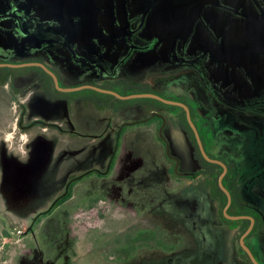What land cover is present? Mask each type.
<instances>
[{
	"label": "flooded vegetation",
	"instance_id": "1",
	"mask_svg": "<svg viewBox=\"0 0 264 264\" xmlns=\"http://www.w3.org/2000/svg\"><path fill=\"white\" fill-rule=\"evenodd\" d=\"M7 2L0 0V86L9 90L0 99H14L20 138L34 134L11 150L1 135L0 186L15 178L11 187L34 195L37 206L27 212L0 191V260L13 249L16 264H54L38 240L51 237L33 226L51 205L76 211L108 202L120 214L141 194L142 213L123 220L134 230L129 250L111 240L117 264H254L245 247L264 264V214L244 196L252 193L240 157L245 129L214 132L217 109L199 90L210 82L206 61L226 49L220 41L233 17L244 25V52L264 57V0H18L14 12ZM110 92L152 93L186 108ZM241 99L234 107L244 110ZM73 155L80 158L64 173L60 162ZM90 190L104 193L98 204ZM55 211L46 218L60 226ZM153 217L147 227L158 221L155 230L166 232L150 247L146 230L135 233L129 220ZM169 226L184 231L182 245L168 247ZM73 227L66 212L64 236Z\"/></svg>",
	"mask_w": 264,
	"mask_h": 264
},
{
	"label": "rangeland",
	"instance_id": "2",
	"mask_svg": "<svg viewBox=\"0 0 264 264\" xmlns=\"http://www.w3.org/2000/svg\"><path fill=\"white\" fill-rule=\"evenodd\" d=\"M21 1L26 0H20V2ZM28 1L29 3L31 2V0ZM239 1L241 0H235V2ZM7 3L8 5H6L5 11L14 12L15 10L13 8L21 6L18 0H8ZM235 8L240 9V6L237 5ZM226 28V34L220 41L221 44L226 45V49L213 52V54H215L214 57L218 60L217 63H214L213 60L210 59L213 56H210L206 61V66L208 68L207 74L210 82L204 83L203 87L202 84H199L201 86L199 90L207 92L209 98L202 96V100L205 104L209 105V100H212L214 107H216L218 111V113L215 111L216 117L212 114L214 117V132H224V130L221 129L226 128V126L229 128L235 127L239 130L242 128L245 129L243 131L241 130L242 132L240 133L242 135L240 138L243 140H241L240 152L242 156L240 157L244 165V172L251 178V182L248 184L252 193L245 194L244 196L258 203L262 214H264V127L260 124L262 122L264 125V119L259 117L260 114L264 115V57L259 58L255 53H247L244 52L246 51L245 49H242L244 36V25L242 24V20L233 17L231 23L227 25ZM248 39L251 41L250 38ZM193 41L194 40H192V42ZM259 51L260 50H258V52ZM262 53L264 56V51ZM215 84L219 85L220 89L216 87V89H212ZM0 90L7 91L9 90V86L5 89H2L0 86ZM261 90H263V93L259 95ZM0 95H2L1 92ZM242 97H244V99H241L240 105H242L244 110L234 107L235 100ZM12 100L14 101L13 98ZM12 100L8 98L6 100L8 103L7 105L5 100L1 101L0 99V139H2L1 135L5 132L3 138L7 143L8 150L15 148L12 147L14 143H17L18 146L22 144L21 138L27 139L34 134L30 136L28 132H23L22 135L24 137L21 135L20 138L17 131L12 129V124H14L17 116L15 104ZM3 112L6 114L7 118ZM6 122L9 126L8 130L4 129ZM20 133H22V130ZM149 148L153 152L156 151L154 145H149ZM79 158L80 156L77 155L68 156L60 162L61 171L65 173L74 168L76 160H79ZM38 165L42 164L39 163ZM77 167L80 166L78 165ZM6 176L7 172L5 173V177ZM12 179L13 178H8L6 186H4V188L3 185L0 186V191L8 193L13 201L17 200L15 205L17 204L20 206L24 204L22 206L26 208L25 211L27 210L28 212L29 210L36 209L37 203L33 201L35 198L32 199L34 195L24 194L17 190L15 191L14 188L11 187L14 185L9 183ZM13 180L15 181V178ZM33 181H36V179ZM22 184L24 186H32L34 182L31 184L28 182V179H25ZM169 184L174 185L171 181ZM91 193H93L94 196L91 202L94 204H98V197H104L103 192L94 194L92 190L87 191L85 194L89 195ZM56 195H59L58 191L45 195V198L48 199L45 201V206L40 208V211L49 208ZM48 196H51V198ZM140 196L141 194H136L134 198L138 200ZM74 197L80 202L81 199L79 198V194L75 193ZM127 200L128 199L121 204L125 206V208L122 209L123 211L119 212L120 214H114V211L110 210L108 202L102 204L103 207L101 208L90 207L87 210L77 209L76 211H68L69 209L65 211L63 204L59 207L51 205V209L48 212H45V214L41 213L44 215L37 216L38 219L35 225H33L34 228L38 230L35 231L36 234L39 235L41 229L40 234L51 237L48 240L46 239V242H42L40 238H38L40 246L48 247V249L45 248V250H43L44 257L46 259L49 257L55 259L54 264H117V262L114 261V248L111 240L117 248L118 245L115 242L117 239L120 245L118 247L126 246V251H128L129 249L127 247L134 234V230H132V227L128 226L130 230V232H128V228L126 225L124 226L126 222L123 223V220L127 219L128 216H126V214L130 213L138 218L140 213H142L139 212L141 209L140 201L132 199L128 200L129 204H127ZM156 205L157 203L154 204V207H156ZM18 206L15 207L19 209ZM53 210H57L55 214L60 215L62 218L60 226L52 217H50V219L46 218L48 214L51 215L50 212ZM40 211H37V213ZM66 212L69 214L70 218L73 219V224L78 227H73L68 237L64 236ZM58 215H56L55 218H57ZM9 216H11L10 212ZM142 217H145V215H142ZM45 219L46 222L44 224L43 221ZM150 220L153 224L154 220H157V218L134 219L129 220V223L135 228V233L137 230H146L148 237L152 240L147 244L152 247L155 244V240L163 233L162 230L164 229L160 231L155 230L159 228L158 221L155 223L156 225L149 224L147 227L148 221ZM144 222H147V224H144ZM41 225H43L42 228ZM79 228L92 232H82ZM165 232L166 230L163 234H165ZM167 232L168 236L166 240L168 242V247L171 246V244L174 246V244L177 243L178 245H182L179 241H185L186 239L181 238L180 234L184 231L180 227L177 229L169 226ZM107 235L110 237L109 239L106 238ZM136 245H138V243H136ZM13 251V249L10 250V252L8 251V256L2 258L6 260L4 264H16L15 252ZM124 251L125 250H123V252ZM118 258H121V254H119ZM1 260L0 263L2 262ZM137 260L138 259L134 262L129 261L125 264H138Z\"/></svg>",
	"mask_w": 264,
	"mask_h": 264
},
{
	"label": "water",
	"instance_id": "3",
	"mask_svg": "<svg viewBox=\"0 0 264 264\" xmlns=\"http://www.w3.org/2000/svg\"><path fill=\"white\" fill-rule=\"evenodd\" d=\"M111 94H113V95H116L117 97H119V98H152V99H155V100H158V101H161V102H163V103H166V104H170V105H177V106H181V107H183V108H186L183 104H181V103H178V102H175V101H171V100H166V99H163V98H161V97H159V96H157V95H155V94H152V93H142V94H136V95H130V96H127V97H122V96H120V95H118V94H116V93H114V92H110ZM187 119H188V122H189V124H190V126L193 128V130H194V127H193V125H192V123H191V121H190V119H189V116L187 115ZM245 249L247 250V253H248V255H249V257H250V259L252 260V262L254 263V264H258L256 261H255V259L253 258V256L251 255V253L249 252V250L245 247Z\"/></svg>",
	"mask_w": 264,
	"mask_h": 264
}]
</instances>
